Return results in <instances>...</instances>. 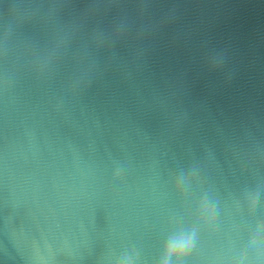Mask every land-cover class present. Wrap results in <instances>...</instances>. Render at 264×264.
<instances>
[{"label":"water","instance_id":"95a60500","mask_svg":"<svg viewBox=\"0 0 264 264\" xmlns=\"http://www.w3.org/2000/svg\"><path fill=\"white\" fill-rule=\"evenodd\" d=\"M0 264H264V0H0Z\"/></svg>","mask_w":264,"mask_h":264}]
</instances>
